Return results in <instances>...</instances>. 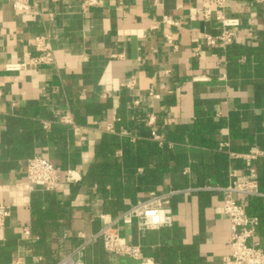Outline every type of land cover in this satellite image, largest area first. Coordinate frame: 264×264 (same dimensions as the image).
Segmentation results:
<instances>
[{
	"label": "crops",
	"instance_id": "crops-1",
	"mask_svg": "<svg viewBox=\"0 0 264 264\" xmlns=\"http://www.w3.org/2000/svg\"><path fill=\"white\" fill-rule=\"evenodd\" d=\"M28 2L30 9H17L0 0V203L12 207L0 231V264H54L125 210L112 213L87 175L106 132L156 140L179 157L159 167L156 187L122 194L128 206L154 189H182L172 200L174 225L140 231L136 221L120 223L121 234L142 245L148 264H223L231 228L223 194L207 187L247 172L244 157L232 152L264 149V0L227 2L226 15L241 25L225 48L205 42V33L221 31L209 0H101L87 9L83 0ZM37 37L52 47L53 63L31 61L41 54ZM65 114L74 123L62 122ZM34 155L62 169L65 214L50 224L47 239L32 231L34 193L41 190L27 179ZM254 166L264 184V156ZM84 257L86 264H139L107 251L101 239Z\"/></svg>",
	"mask_w": 264,
	"mask_h": 264
},
{
	"label": "built area",
	"instance_id": "built-area-1",
	"mask_svg": "<svg viewBox=\"0 0 264 264\" xmlns=\"http://www.w3.org/2000/svg\"><path fill=\"white\" fill-rule=\"evenodd\" d=\"M216 10L217 19L221 21V31L216 34L205 33V42L210 47H227L238 39L241 19L239 17H229L226 15V5L229 0H209ZM17 9H30L28 0H11ZM101 0H83L84 9L100 4ZM167 23L178 24L170 16H164ZM167 41L174 43L171 34H167ZM37 49L41 54L32 58L35 63H53L54 54L50 44L44 37H37L35 41ZM176 47L177 45L174 44ZM27 65L24 63H8V70H18ZM135 80L130 79L128 86L133 87ZM152 96L159 94L150 91ZM154 116L151 114L148 122L154 123ZM60 120L64 123H74L70 114L62 115ZM153 137L161 140L162 136L153 130ZM232 155L244 157L247 164V172L236 176L226 185L208 186V189L218 190L223 194L222 210L227 216L231 228V238L229 243V253L223 257V264H264V247H262L258 237L257 229L259 219L255 215L248 213L246 205L241 201L243 198L253 196H263L260 189L257 169L254 161L264 156V149L258 146L251 147L246 152H232ZM62 169L52 160L42 155H34L27 160V179L30 186L41 190H58L61 185ZM71 180L76 177L71 169L68 170ZM182 189L172 188L165 192L151 191L150 194L136 203L131 204L114 219L105 220L102 227L82 244L66 253L54 264H86L85 250L89 243L101 239L107 251L115 254L128 255L139 261V264H148L152 261L144 254L140 243H131L120 232V223L137 222L138 229H156L171 227L175 223L173 197L180 193ZM12 213V207L8 203H0V231L6 226L8 217ZM26 234L29 230L26 229Z\"/></svg>",
	"mask_w": 264,
	"mask_h": 264
},
{
	"label": "trees",
	"instance_id": "trees-1",
	"mask_svg": "<svg viewBox=\"0 0 264 264\" xmlns=\"http://www.w3.org/2000/svg\"><path fill=\"white\" fill-rule=\"evenodd\" d=\"M261 52H264V49ZM119 149L122 150V155L116 154ZM30 152L31 150H24L19 153L30 155ZM171 159L179 157L166 144L160 145L156 140L133 141L131 137L106 132L96 146V158L87 175L90 181L97 182L98 189L106 196L108 209L116 213L119 209H127L130 206L124 203L122 194L129 196L132 192L149 191L161 183L163 179L159 167ZM139 167H143L142 173L138 172ZM72 186L74 192H77L80 183H74ZM260 189L264 191L263 183H260ZM241 201L246 205L249 214L258 217L257 234L264 247V197L253 196ZM65 204L59 189L36 191L33 200V233L47 239L48 227L50 224L52 228L57 225L58 220L65 214Z\"/></svg>",
	"mask_w": 264,
	"mask_h": 264
}]
</instances>
